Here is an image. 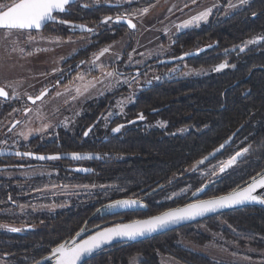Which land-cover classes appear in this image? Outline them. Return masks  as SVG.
I'll use <instances>...</instances> for the list:
<instances>
[{
	"label": "trees",
	"instance_id": "trees-1",
	"mask_svg": "<svg viewBox=\"0 0 264 264\" xmlns=\"http://www.w3.org/2000/svg\"><path fill=\"white\" fill-rule=\"evenodd\" d=\"M216 1L225 6L228 0ZM121 35L117 31L95 48L105 47ZM258 36H264V0H249L244 7L224 19L212 16L206 25L181 33L174 39L173 57L198 52L197 56L185 60L190 67H211L227 59L234 68L218 76L173 80L161 78L139 91L134 104L128 109L129 117L142 113L146 118L145 123L159 118L169 123L170 130L183 126L190 130L182 137H167L164 131L132 126L120 136H112L102 143V148L99 147L97 152H104L106 159L101 170H97V173H101L96 182L111 186L106 194L107 200L153 196L152 191L160 184L172 181V185L187 181L193 176V171L186 170L191 169L214 146L239 128L241 130L235 142L249 132L250 152L232 172L210 185L206 197L223 194L236 185H243L264 168V41L243 53L228 52ZM203 47L210 49L201 51ZM100 110L97 108L96 113ZM153 110L158 113L152 115ZM199 124L208 126V130L198 133L195 128ZM1 204H7L2 188ZM183 204L180 202L172 207ZM104 216L107 224L127 221L111 222L117 214ZM198 224L205 225L241 248L264 250V210L260 208L224 213ZM196 225L180 228L133 247L109 252L92 259L91 264H122L134 254L143 255L145 260L155 262L156 252L168 253L185 264H217L203 255L183 250L176 244V235L200 244L205 243L206 237L192 229ZM67 230L63 226L59 233H66ZM3 234L10 236L8 232ZM10 239L16 245L19 241L21 245L29 243L17 236ZM2 242L6 244V238L0 240ZM3 255L13 258L24 253L5 250L0 252V257ZM25 255L39 257L43 254Z\"/></svg>",
	"mask_w": 264,
	"mask_h": 264
},
{
	"label": "rangeland",
	"instance_id": "rangeland-1",
	"mask_svg": "<svg viewBox=\"0 0 264 264\" xmlns=\"http://www.w3.org/2000/svg\"><path fill=\"white\" fill-rule=\"evenodd\" d=\"M131 1L138 2V10L148 7L149 5H152V7L149 8L147 13L142 15L139 11H136V15L134 16L136 17L135 30L130 32L123 29L120 39L104 47L111 46L108 52L100 56L99 60H96V66L90 64V66L87 67L88 70H95L97 75L92 76L91 74H85V71H87L86 69L84 72L74 76L65 86L56 88L49 96L34 105L28 104L26 99L30 96L36 97L39 95L46 85L49 84L54 77L58 76L60 71L59 63L73 56L75 53L79 52V50L84 49L86 44L76 43L60 46L57 42H52L49 39V43L45 44L44 42H47L46 39L40 35L36 36V42L26 41L21 42L20 45H16L15 43L17 40L15 37L17 38V34L5 39L4 33L0 31V87L5 88L9 94L10 100L19 102V105L14 109L15 111L13 110L0 123V138L8 139L19 145H23L33 138H38L41 141L48 140L59 127H63L64 129L71 127L73 131L74 125L77 124L79 118L84 116L86 104L90 102L95 103L99 100L106 101L107 103L105 112L102 114L98 113L99 116L103 117L101 120L103 125H101V127L103 126L104 129H109L117 121L125 117L126 108L133 104L137 96V90L133 84L129 86V84L122 83L125 79L130 81V76H121L116 72L118 74L117 76L106 77L104 73L115 72V69L110 70L107 66L117 64L119 71L124 69H127V71L140 70L149 63H156L157 61L173 57L172 46L174 39L178 35L206 25L212 16L217 19H224L249 2L248 0L246 4L241 5L240 0H228L225 6H221L216 0H197L195 5L191 4L190 0ZM229 3L236 7L228 8L227 5ZM186 4L188 5L187 7H185ZM213 5L217 7H213ZM207 8L213 9L208 21L201 22L198 27H191L177 33L175 27L177 24ZM169 9H171V11H169ZM258 37L261 38L260 41L251 44L247 43ZM258 37L251 38L241 45L233 47L228 52H230V54L242 53L240 51L241 47L245 48L243 52L255 48L264 41V36ZM18 38L20 37L18 36ZM23 52L27 54L22 55ZM130 55L131 59L129 58ZM223 62L228 63L229 60L226 59L220 63ZM218 65L219 64L216 66ZM216 66L193 68L187 63L182 62L175 66V68L180 72L177 76L178 78L194 79L220 72L214 70ZM80 77H82V79ZM137 81L141 84H145L149 79L145 76H139L137 77ZM85 88H87V91H85ZM77 89H79V93ZM129 97H132V99L129 100ZM117 101L125 102L122 112L117 105ZM94 105L95 104H92V106ZM25 109H31V111L26 113ZM109 113H113V115L109 117ZM45 124L49 125L47 130L43 129V125ZM13 125H15V127H13ZM151 127L163 129L165 123L161 122V120H157ZM9 128H12V131H9ZM29 130H31V132H29ZM83 130V128H80V130L76 129L75 132L81 133ZM22 132L29 133L28 139H24L23 136L19 135ZM178 133H183V131L181 130ZM246 144L245 136H241L229 154L195 171V174H193L190 179L181 181V183L172 188L170 192L160 197L157 201L159 205L156 206L172 207L182 202V198L166 200L165 197L169 196L172 192H178L188 186H191L194 191L205 180V177H202L201 173L207 174L208 170H210L213 165H218L221 161L227 160L236 152L241 151V148ZM246 154L233 166L236 167V165L244 159ZM36 174L39 177H51L52 175L49 171H41ZM4 176H6V174H0V178ZM8 176L11 177L12 175L9 174ZM102 189L103 188L91 186L62 188L59 187L58 184L50 185L32 193L33 199L39 201V203L35 205L29 204L16 210L0 207V216L7 218L2 219V217H0V220L8 222V219L13 217L12 215L21 216L27 213H47L51 215L55 213L60 206L66 205L79 197H85L88 194L92 195L94 192ZM0 226L5 225L0 224ZM4 228L5 227H0V230ZM192 229L204 235L206 237V242L200 244L186 239L181 235H176V244L183 250L203 255L217 264H264V250H256L250 247L241 248L211 231L203 224L193 226ZM155 257L160 264H185L176 260L168 253L156 252ZM140 260H142V258L137 257L131 264H137V261ZM0 264L13 263L0 259Z\"/></svg>",
	"mask_w": 264,
	"mask_h": 264
},
{
	"label": "flooded vegetation",
	"instance_id": "flooded-vegetation-1",
	"mask_svg": "<svg viewBox=\"0 0 264 264\" xmlns=\"http://www.w3.org/2000/svg\"><path fill=\"white\" fill-rule=\"evenodd\" d=\"M0 3H5V4L11 3V0H0ZM137 3L138 2H133V1L129 2L128 0H80L75 4L67 6L66 12L63 14H59L57 17L58 20L59 19L66 20L69 22V24H65V25H61L59 23L49 24L39 32L37 31L31 32V35L34 36L35 39L36 36H40V35L44 37L47 41L44 42L45 44L49 43L48 39L51 40L52 42L53 41L57 42V44H60V46L76 44V43L86 44L84 49L79 50V52L75 53L73 56L69 57L68 59H64L63 62L59 63L60 71L58 76L54 77L52 81L49 84H47L46 87L44 88V89H48V94L45 97L49 96L52 92H54L56 88L65 86L74 76L84 72L87 69V67L90 66L91 64L90 62L94 59L95 55L98 54L100 50L104 48V47H99L96 49L95 46L105 43L106 39L110 36L115 35L117 31H120L121 33L123 29H125L126 31H130L128 27L124 25H118L119 23L109 22L105 24L102 23V21L105 16H111L113 17L114 20L117 15H121L125 13H133L138 11L139 7H137ZM129 18H131L133 23L136 24L135 22L136 17L130 16ZM72 25H85L87 28H91L94 31L92 32L81 31L78 28H73ZM16 36H17V38L15 37V39L17 40V42L15 43L16 45H20L21 42L29 41L27 35L17 34ZM18 36L20 38H18ZM121 37L122 35L119 37V39ZM35 39L29 42H33V41L36 42ZM38 43H42V42H38ZM25 54L27 53L23 52L22 55ZM171 58H175V57H170L168 59ZM81 61H85V63L81 64L80 63ZM159 62L161 61H157L156 63H149L140 70L127 71V69H124L119 71L117 64L107 66V68L110 70L115 69V72H117L121 76H130L131 78L136 77L137 73H139L140 74L139 76H145L149 79V81H152L151 84L148 83L141 84L139 82L132 83L133 86L136 87L137 95H138L139 91L143 89L145 86H151L153 85L154 82L159 81L161 78H170L172 80L180 79L177 77L180 74L179 70L175 71L173 75L172 74L169 75L170 70L176 69L175 66H177L179 63L173 65L160 66L158 65ZM217 64H215L214 66H216ZM77 65H79V67H77ZM228 65L229 66L226 69L220 72H216L215 74H213V76H218L219 74H222L225 71L232 70L234 68V65L230 64L229 62ZM85 74H91L92 76H96L97 72L95 70L87 69V71H85ZM155 77H160V79L156 80L154 79ZM26 102L30 105H34L38 103V102L32 103V101L29 100V98L26 99ZM92 104L95 105L92 106ZM18 105L19 102L16 100H10L9 96L7 99L0 98V123ZM106 105L107 103L102 100L96 101L95 103H91V102L87 103L85 106L86 110L84 116L79 118L77 124L74 125L73 131L71 127L68 129L59 127L55 132H53L51 138L45 141H41L38 138H33L28 143L19 145L14 141L0 138V149L4 151L31 152L34 154V156H49L56 154L65 155L72 153H80V154L91 153L93 154L94 157L96 154H99L101 157L99 159L96 158L82 159V160L57 159V160H49V161H40L32 157H20L16 155L0 156V174H6V176L0 178V188H2L4 191L6 203H7L5 205L1 204L0 207L16 210L21 206H26L29 204L35 205L39 203V201L33 199L32 193L55 184H58V186L62 188L83 187L84 185H87L88 187L91 186V187L103 188L100 191L94 192L92 195L88 194L85 197H79L75 200H72L66 205L60 206L55 211V213L51 215L47 213H31V214L27 213L21 216L12 215L13 217L9 218L8 222L0 220V224L6 225L8 227H16L22 229L20 232H15V233L7 231L6 228L0 230V240L6 238V244L3 242L0 243V252L8 250V251H18L20 253H24V255L13 258L7 255H3L2 257H0V259L11 261L13 264H36L43 258L50 255L51 249L55 247L57 244L71 240V238L76 236V233L80 231L81 228H86L87 231L82 232L81 233L82 237H80L78 240L87 238L88 235H91L93 231L96 230L98 227L102 228L105 226L112 225V223L107 224L105 218H103L105 217L104 214H101L99 216L94 215L97 208H101L102 206L107 205L111 201L117 200L114 199L110 201L106 199V194L111 189V186L106 185L105 183L101 184V182L100 183L96 182L97 177L101 173V172L97 173V170H101L102 164H104V161L106 159L105 153L102 151L97 152V149L99 147L102 148V143L106 142L110 137L120 136V134H122L123 131L130 129V127L132 126L146 130L164 131L166 132L165 134L167 137L170 136L182 137L186 135L190 130L189 127H185V126L170 130L169 123L159 118L151 119L150 121L145 123L146 118H144L143 120L139 119L140 113H138L134 117H129L128 109L132 105L126 108L124 118H121L109 129L108 128L104 129L103 126L101 127V125H103L101 122L103 117L99 116L98 113L99 114L104 113L106 109ZM97 108H100L102 110L96 113ZM94 113L95 115H92ZM157 113H158L157 110L151 111L152 115H155ZM157 120H161V122L165 123V127L163 129L151 127L152 124L155 123V121ZM121 124L124 125L121 131L119 133H113L112 128ZM138 124H141V126L138 127L137 126ZM80 128L84 129L83 132L81 133L75 132L76 129L80 130ZM90 128L91 131L89 132V135L85 136L84 135L85 131H88ZM181 130H185V131H183V133H178ZM195 130L198 133H203L208 130V126L199 124L198 127L195 128ZM240 130L241 128L238 129V133ZM236 131L237 130L232 131V133L226 139H224L220 144L214 146L208 153L204 155V157L210 154L222 143H224ZM238 133L234 138V140L221 153H219L211 161L204 163L203 165H199L197 170L222 158L224 155L229 154L231 150H233V147L236 145L237 141L235 142V140L238 136ZM244 136L246 138L247 144L243 148H250L249 147L250 133L247 132L245 133ZM93 149L96 150L93 151ZM236 167L233 166L232 168L228 169L224 174H220L217 177H214L213 178L214 183L217 182L218 179L221 178L223 175L232 172ZM77 169H86L87 171H77ZM261 170H264V168ZM41 171H49L52 173V175L51 177L37 176L36 173ZM195 171H193V174H195L194 173ZM9 174H11L12 176L11 177L8 176ZM179 183H181V181ZM179 183L171 185L168 181L165 184H160L164 186L163 189L159 187L160 185L156 186V188H154V190L152 191L153 196L135 197L142 199L143 202L148 206L147 209L137 210L138 213H133V211L121 212L117 214V217L112 218L111 222L116 220H127L125 222L127 223L133 219L146 218L150 215L157 214L159 211L165 210L168 207L156 206L159 205L157 204V201L167 192H170L172 188L179 185ZM210 185L208 186V188L210 187ZM206 193L201 198H205V199L208 198L206 197ZM9 197H11V200H9ZM182 199H183L182 200L183 203L190 202L188 201V199L185 198ZM0 217H2V219H7L4 218V216H0ZM63 226L64 227L66 226L68 230L66 231V233L64 232L59 233L60 231H62ZM51 228H55V229H51ZM6 232H8L10 236H5L3 234ZM12 236L20 237L22 241H24L25 243L29 241V243L28 245H21L22 242L19 241V244L16 245L10 239V237ZM147 241H143V242H147ZM140 243L134 245H126V246L122 244L114 245L104 250L100 254L93 256L90 260L87 261V264H91L92 259L99 257L101 255L116 251L121 248L133 247ZM25 253H37L43 255L39 257H33L28 255L26 256ZM137 257L142 258V260L137 261V264H160L157 260L155 262H149L144 259L143 255L140 254H134L128 257L127 259H125L124 263L122 264H131V262L134 261V259Z\"/></svg>",
	"mask_w": 264,
	"mask_h": 264
},
{
	"label": "snow or ice",
	"instance_id": "snow-or-ice-1",
	"mask_svg": "<svg viewBox=\"0 0 264 264\" xmlns=\"http://www.w3.org/2000/svg\"><path fill=\"white\" fill-rule=\"evenodd\" d=\"M131 2V0H129ZM248 0H240V4H246ZM72 3V0H11V3H0V31L4 33V38L8 39L14 34L27 35L29 41L34 40L35 37L31 35L32 31H41L49 24H69L68 21L59 19L58 15L63 14L67 10V6ZM190 3L195 5L197 0H190ZM188 5L186 4L185 7ZM86 7V6H85ZM145 7L138 10L139 13L145 14L149 11V8ZM213 7H217L213 5ZM228 8H234L235 5L229 3ZM171 11V9H169ZM212 8H207L193 16L189 19L184 20L183 22L177 24L176 31L177 33L187 30L191 27H198L201 22H206L209 19L210 14L212 13ZM136 12L125 13L117 15L113 20L111 16H105L102 23H126L129 29H135L136 25L133 23L130 16L134 17ZM255 16L256 13H253ZM73 28H78L81 31L92 32L94 31L91 28H87L85 25H72ZM261 38H256L255 40H250L247 43H255L260 41ZM109 47L101 49L99 54L95 55V59L90 63L93 66H96V60H99L100 56H103L104 53L109 51ZM244 47L240 48V51L243 52ZM202 51V50H201ZM143 55V54H142ZM185 55H192V53H187ZM131 59V55L129 57ZM184 57H180L183 59ZM118 59V57H117ZM81 64H84L85 61H81ZM229 65L227 62L220 63L215 71H221L227 68ZM79 67V65H77ZM177 71V69L170 70L169 75ZM106 77H114L118 74L116 72H106L104 73ZM140 74L137 73L136 77H132L131 81L125 79L122 83L129 84L137 83V77ZM82 79V77H80ZM154 79L159 80L160 77H155ZM99 82V81H98ZM59 83V81H58ZM148 84H151L152 81H147ZM94 86V85H92ZM87 91V88H85ZM79 93V89H77ZM48 89H44L40 95L35 98L29 97L33 103L37 100H41L45 95H47ZM8 92L4 87H0V97L5 99L8 98ZM59 95V94H58ZM129 100L132 97L128 98ZM124 101H117V105L120 107L121 112L123 111ZM15 111V110H14ZM31 109H25V112H30ZM113 113H109L111 117ZM139 119L143 120L144 115L141 113ZM15 127V125H13ZM124 127L123 124L117 125L112 128L113 133H119ZM49 125H43V129L47 130ZM186 130V129H185ZM182 130V131H185ZM9 131H12V128H9ZM39 131V130H38ZM91 128L88 131H85L84 135L88 136ZM31 132V130H29ZM19 135L23 136L24 139H28L29 133L22 132ZM231 140V137L229 138ZM229 141H225L224 144L220 145V148L215 151H219L225 147ZM250 152V148H244L241 151L236 152L234 155L230 156L227 160L221 161L218 165H213L207 174L201 173L202 177H205L203 183L200 187L196 188L195 191L192 190L191 186L185 187L178 192H172L169 196L165 197L166 200H175L178 198L188 199L190 202L184 203L182 206L178 205L175 207H168L165 210L159 211L157 214L150 215L146 218H137L133 219L130 222H113L111 226H105L102 228H97L93 231L91 235H88L86 239L77 240L76 237H79L82 232L87 231L86 228H81L80 231L76 233V236L72 237L71 240L65 241L63 243L57 244L51 249V255L45 257L44 260L48 261L49 264H81V261H84V264H87L85 258L91 259L93 256L100 254L104 251L105 248L110 246L115 241H136L138 238L150 236L153 233H157L164 229L170 228L171 226L180 225L187 221L196 220L197 218L205 217L208 214L217 213L224 209H231L239 207L245 204L257 203L264 205V192L258 190H264V170L257 172L256 175L252 176L249 181H245L243 185H236V187L231 188L229 191L223 194H213L208 198H200L206 193L208 186L214 183V177H217L219 174H224L228 169L232 168L238 160H240L246 153ZM5 152L0 149V155H4ZM16 156L20 157H32L38 160H57L62 157L59 154L49 155V156H34L31 152H20L16 151L14 153ZM209 155H215L211 153ZM99 159L101 158L99 154H96L95 157L91 153L80 154L72 153L71 159L73 160H82V159ZM208 160V157H204L201 160L193 164L191 169L186 171H195L199 165H203L205 161ZM77 171H87L86 169H77ZM171 184L172 181H169ZM83 187H88L84 185ZM103 187V186H101ZM163 189V185L159 186ZM118 191L121 189H117ZM11 200V197H9ZM159 203V202H158ZM23 207V206H21ZM147 205L139 198H125L117 199L111 201L107 205L97 208L94 215L101 214H119L125 211H137V210H146ZM87 223V222H86ZM5 227L7 231L10 232H20L21 228ZM37 264H43V261L37 262Z\"/></svg>",
	"mask_w": 264,
	"mask_h": 264
},
{
	"label": "water",
	"instance_id": "water-1",
	"mask_svg": "<svg viewBox=\"0 0 264 264\" xmlns=\"http://www.w3.org/2000/svg\"><path fill=\"white\" fill-rule=\"evenodd\" d=\"M80 0H72V4H75L76 2H78ZM118 25H124L127 27V24L126 23H119ZM129 29V28H128ZM130 31H134L135 29H129ZM208 49H210V47H203L202 48V51H207ZM198 52H193L192 55H185V54H182L178 57H175V58H171V59H166V60H163L161 62L158 63V65L160 66H163V65H173V64H176V63H180V62H183L189 58H192V57H195L197 56ZM180 57H184L183 59H180ZM48 94V93H47ZM46 96V95H45ZM44 96V97H45ZM43 97V98H44ZM2 99H5L3 97H0ZM42 98V99H43ZM41 99V100H42ZM41 100H37L36 102H39ZM33 103V102H32ZM238 133V130L232 134L231 137V140H229V138L226 140V141H229L227 144H225V147L223 149H220L218 152L215 151L216 149L220 148V146H218L215 150H213L211 153H214L215 152V155H207L206 157H208V160L205 161V163L211 161L212 159H214L219 153H221L233 140L234 138L236 137ZM225 143V142H224ZM222 143V144H224ZM4 151V150H3ZM5 154L4 155H15L14 153L15 152H12V151H4ZM210 153V154H211ZM4 155H0V156H4ZM62 158L61 159H69V160H73L71 159V154H65V155H60ZM40 161H49V160H40ZM260 192H264V190H258ZM203 196V195H202ZM201 196V197H202ZM200 197V198H201ZM189 201V200H188ZM246 208H260L262 210H264V205H261V204H257V203H251V204H245V205H242V206H239V207H235V208H231V209H224L220 212H217V213H212V214H208L206 215L205 217H201V218H197L196 220H192V221H187L185 223H182L180 225H175V226H171L170 228H167V229H164L162 231H159L157 233H153L151 234L150 236H146V237H142V238H138L136 241H115L114 243H112L110 246H108L107 248H105L104 250L114 246V245H118V244H122L124 246L126 245H134V244H137V243H140V242H143V241H147V240H150V239H153L155 237H158V236H161V235H164V234H167L169 232H173L175 230H178L180 228H183V227H187V226H191V225H194V224H197V223H200V222H203L205 220H208V219H211L213 217H216V216H219L221 214H224V213H228V212H233V211H237V210H242V209H246ZM15 233V232H13ZM80 237H82V234L79 236V237H76V239L78 240ZM86 239V238H85ZM51 255V254H50ZM48 255V256H50ZM47 256V257H48ZM87 261L90 260L88 258H85ZM40 261H43V264H46V263H49L48 261H45L44 258ZM39 261V262H40ZM84 261H81V264H83ZM37 264V263H36Z\"/></svg>",
	"mask_w": 264,
	"mask_h": 264
}]
</instances>
